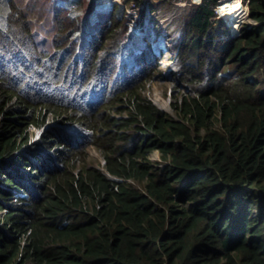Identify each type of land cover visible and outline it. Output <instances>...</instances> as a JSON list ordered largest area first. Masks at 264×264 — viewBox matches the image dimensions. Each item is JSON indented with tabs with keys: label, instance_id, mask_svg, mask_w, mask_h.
Returning <instances> with one entry per match:
<instances>
[{
	"label": "trees",
	"instance_id": "16d2710c",
	"mask_svg": "<svg viewBox=\"0 0 264 264\" xmlns=\"http://www.w3.org/2000/svg\"><path fill=\"white\" fill-rule=\"evenodd\" d=\"M98 1L80 2L85 16L73 17L67 7H51L57 0H0V264L11 262L27 230L21 264H264V0H248L262 25L237 36L216 19L217 0L192 5L178 52L181 78L194 95L173 107L193 131L132 92L121 98L129 118L112 119L100 114V105L76 103L78 94L96 99L109 93L114 83L99 64L126 29L125 9L113 4L100 26L85 30ZM26 83H40L52 97L22 92ZM64 84L69 102L56 89ZM23 119H37L53 135L38 147L24 135L15 144ZM111 120L145 121L153 134L140 149H119L101 133ZM54 121L89 128L97 122L101 143L95 144L108 171L146 178L149 196L93 167L75 174L78 148L68 144L56 155L67 158L65 166L34 173L29 156L40 158L36 150L50 151L55 138L67 139ZM150 148L171 163L150 172L137 161ZM15 186L23 196H12ZM7 232L18 238L8 248Z\"/></svg>",
	"mask_w": 264,
	"mask_h": 264
},
{
	"label": "clouds",
	"instance_id": "9594fccd",
	"mask_svg": "<svg viewBox=\"0 0 264 264\" xmlns=\"http://www.w3.org/2000/svg\"><path fill=\"white\" fill-rule=\"evenodd\" d=\"M62 1H67V0H57V2L54 4L52 2L51 7H54V5H59L65 8V4L62 3ZM78 5L80 2L86 1V2H91V4L94 2V0H77ZM101 1V0H99ZM98 1V2H99ZM108 1V0H107ZM111 1V0H109ZM170 1V0H168ZM221 0H217V3L213 7L214 12L216 13V19L221 21V23L224 25V28L227 29L230 33L231 36H237L238 34L241 33V31L245 28H250V27H255L262 25L261 21H258L254 19L251 16V11L249 8L248 0H240V2L243 5L247 6V10L245 11L246 16H250V18L254 21V24H246L244 23L242 26V29L238 27V30L236 32H233L231 28V23L229 20L225 17L222 16V13L219 11V4ZM97 2V3H98ZM202 0H199V2H194L191 4L196 5L200 4ZM95 5L94 8V14L89 16L86 21V28L85 30L87 31H94L98 26H100L107 18H108V13L113 7V4L123 6L125 9V13L123 15L124 17V23L126 25V29L124 30L123 35L120 34L117 38V40L113 43V48L112 51L107 55V57L100 62L99 67L101 71L104 73V75L112 81L114 84L113 86L109 89V93H107L104 97L92 99L87 96L86 93L78 94L77 102L78 105L80 106H89L91 108H95L99 106V110L102 109L100 112L101 115H109L111 118H129L130 117V110L129 107L121 100L122 97L129 95V93H135L140 95L141 97L147 99L150 103H152L154 106H157L159 109L162 111L170 114L173 118L176 120L182 122L186 126H188L192 131L194 128L193 123L188 117H184L182 113H179L174 107L175 101H177L178 98L182 96H187L191 95L193 96V90L191 89V86L184 82L181 78V62L179 59V47H181V44L183 43V32L185 29L186 21L182 29L181 33V38L179 42H173L170 47L174 52L176 58L179 60V69L177 73L175 74L177 80L179 82H182L184 86H180L179 83H176L174 85V90L172 94V99H171V110L174 112L172 113L170 110H166L164 107H161L156 103V101L149 96L146 95V89L147 85L152 82V80L155 78V73L154 71H158V63L157 60L160 56L165 55V50L168 48L163 45L162 39L158 40L157 43H155V40L160 37L162 38L163 36H166L162 34L161 32H157V30L152 27V34L146 35L145 30L147 29V26H142L141 21L139 24L136 23V20L139 18V16L136 15V13H133L132 15L129 16L126 8V4H132L134 7H137L138 10L141 11L139 8L140 0H121V1H113L111 2L110 7L102 9V10H97ZM65 5V6H63ZM190 7V9H191ZM69 8V13H70V7ZM81 8V12L78 15H73V17H77L81 15V17L85 16V13L83 11V8ZM189 9V12H190ZM102 13V17L98 15V12ZM188 12V14H189ZM143 13V11H141ZM137 16V17H136ZM143 18V14L141 19ZM188 18V15L186 17V20ZM145 19V16H144ZM50 19L48 18L46 21H44L45 25H49L47 22ZM224 22V23H223ZM242 20L240 21V23ZM239 23V25H240ZM256 23V24H255ZM149 24H154L153 21L149 20ZM50 29V27H49ZM88 32V35L90 34ZM153 41L155 45H152V43L149 41ZM154 46H160L162 50H155ZM135 49L134 51H132ZM126 50L127 52H125ZM132 51V52H131ZM146 54V55H145ZM145 59L146 65H144L140 59ZM1 61L2 59L0 58V76H2V71H1ZM70 67H73V64L70 65ZM157 68V69H156ZM264 70V68H262ZM13 69L9 68V78L13 80ZM255 76L253 75L251 77V81L255 80ZM23 83L26 82L25 80L22 81ZM31 83H26L24 88L22 89V92H27V91H32L33 93H39L44 96H51L50 93L45 91V89L40 86V83L37 84L36 86L32 87L29 85ZM67 84H64L60 87H56L58 93H59V98L61 100H64L66 102H69V96L67 94V91L65 89V86ZM29 88V89H27ZM8 91V90H7ZM13 102H16V99L13 98ZM74 109V108H72ZM214 115L216 116L217 119L221 117L220 112L216 110L214 112ZM65 117V116H64ZM55 115L51 116V119H54ZM14 119V118H13ZM25 123L19 128L18 133L13 137V142L15 144L19 143L20 136H28L31 139V142L35 143L36 147L43 145L45 141L49 140V137L53 135L52 134H45L46 129L49 128V126L43 124L42 126L37 125L40 121L36 120H28V119H23ZM51 124V123H50ZM53 124H58L61 126L63 130H65V133H62L63 137L65 135L67 136V139L64 141L60 137L57 139L55 138V144L53 143L52 146L54 147L52 150H47L45 148H40L36 150L35 153L40 158H32L30 157L31 160V168L34 170V173L36 169L40 171L41 174H51L56 171V169H60L62 166L66 165V159L67 158H57V152L60 150H63L65 145H70L71 147H77L78 149L74 151L73 157L78 160L77 163L73 166L72 171L75 174H78L79 170L85 167H93L98 170H100L109 180L115 181V182H126L130 184L131 186L135 187L137 190L142 192L144 195L149 196V193L147 192V189L145 187L146 184V178L144 180H138L134 177H123L119 175L112 174L111 172L108 171L106 168V161L105 157L103 154L102 148L99 146V144H95V142H100V139L98 136L94 135V132L96 131L94 129V125L97 124V122L92 126V127H87L84 126L83 124L80 123H69V124H61V123H56L54 121ZM216 124L219 125V121H216ZM102 134H104V139L108 143L114 145L116 148L119 149H126L130 151H134L137 149H140L145 145V143L151 138L152 136V131L145 126V121H114L111 120L108 123H105L103 125V130L101 131ZM42 139L43 142L38 144L37 142H40ZM61 143V144H60ZM89 147H94V149L97 150L99 156H100V162L99 163H93L89 162L88 160V151L87 149ZM82 153L80 154V152ZM152 152H158L160 154V161L154 162L153 158H151ZM51 153L54 154V157H51ZM56 158V159H54ZM62 161V163H61ZM137 161L141 163H146L150 166V172H157L160 168L164 167L166 164H170L171 161L168 158H165L162 154V152L158 148H150L147 150L145 158H137ZM10 193L12 196L14 195H20L23 196L24 192L19 189L18 187H10ZM176 196V194H174ZM13 199L12 201H14ZM8 203L10 202L9 200L7 201ZM40 202V199H39ZM90 206V203H89ZM5 213V209L0 210V218H2L3 214ZM64 224V222L62 223ZM8 237L4 241L5 244L10 246L16 239V233L15 232H7ZM31 236V231L27 230L23 235L20 236L19 241V250L17 254L13 257L10 263L8 264H21L20 261L22 260L23 257V252L24 249L28 243V240ZM25 264H34L32 261H27ZM167 264V263H164Z\"/></svg>",
	"mask_w": 264,
	"mask_h": 264
},
{
	"label": "rangeland",
	"instance_id": "374dc122",
	"mask_svg": "<svg viewBox=\"0 0 264 264\" xmlns=\"http://www.w3.org/2000/svg\"><path fill=\"white\" fill-rule=\"evenodd\" d=\"M113 1L115 0H101L97 3L96 9L102 10L108 8ZM194 2H196V0H140L139 8L141 11H143V13H141V11L138 10L137 7H134L131 3L126 4L129 16L133 13H136V15L139 16V18L136 20V23L139 24L141 21L142 26H147V29L145 30L146 35L152 32L153 26L157 32H161L162 34L166 35L162 38L158 37L155 40V43H157L158 40L162 39L163 45L165 46L166 44L168 49L165 50V55L160 56L157 60L159 70L156 72L154 71L155 78L147 85L146 95L154 99L158 105L164 107L166 110H170L172 113H174L171 110V99L174 85L179 83L180 86H184V84L179 82L175 76L179 69V60L176 58L175 52L168 46L173 42H179L186 17L191 4ZM197 2H199V0ZM62 3L66 5L63 6L70 7V14L72 16L78 15L81 12V8H79L77 0H67L62 1ZM243 6L247 8L246 5ZM142 14L143 18L141 19ZM98 15L102 17L101 11L98 12ZM243 16L245 18L242 19V22L239 25L240 29H242L244 23L250 25L254 24V21L250 18V16H246L244 13ZM149 20L153 21L154 24H149ZM233 32L236 31L233 30ZM151 35L153 36L152 33ZM149 41L152 43V45H155L153 41L150 40V38ZM154 49L162 50L160 46H154ZM87 151L89 154V162H100V156L94 147H89ZM81 153L82 151L80 154ZM151 158L154 159V162L160 161V154L158 152H152Z\"/></svg>",
	"mask_w": 264,
	"mask_h": 264
},
{
	"label": "bare ground",
	"instance_id": "6f19581e",
	"mask_svg": "<svg viewBox=\"0 0 264 264\" xmlns=\"http://www.w3.org/2000/svg\"><path fill=\"white\" fill-rule=\"evenodd\" d=\"M246 10L240 0H221L219 4V11L229 20L234 31L238 30L240 21L245 18L243 13L245 14Z\"/></svg>",
	"mask_w": 264,
	"mask_h": 264
}]
</instances>
